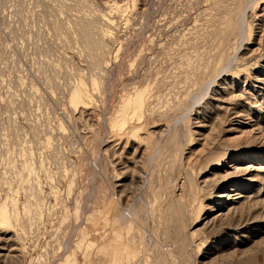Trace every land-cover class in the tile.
Segmentation results:
<instances>
[{
  "label": "rangeland",
  "instance_id": "rangeland-1",
  "mask_svg": "<svg viewBox=\"0 0 264 264\" xmlns=\"http://www.w3.org/2000/svg\"><path fill=\"white\" fill-rule=\"evenodd\" d=\"M263 17L0 0V264H264Z\"/></svg>",
  "mask_w": 264,
  "mask_h": 264
},
{
  "label": "bare ground",
  "instance_id": "bare-ground-1",
  "mask_svg": "<svg viewBox=\"0 0 264 264\" xmlns=\"http://www.w3.org/2000/svg\"><path fill=\"white\" fill-rule=\"evenodd\" d=\"M248 6H249V4H248ZM247 14L248 13H246V11L240 13L241 23L243 21H246V18L248 17ZM232 21H234L235 23L240 22V17H237V19L232 20ZM81 24H80L81 28H79L80 29L79 35H81L83 40L85 39V41H86V43H84V45L86 44L85 49H87V53L89 54V56L88 55L87 56L90 57V59H92V62H91L92 66H94V68H96V69H100L103 65V64H101L102 59L100 58V53L101 52L103 53L105 51V44L97 38L98 34L95 32V31H97V26L95 24H93L92 22H90L89 24L86 22H83ZM232 25L233 24H231V23H229V27L227 25L230 32H231L230 27ZM235 26H236V24H235ZM242 26H243V24H242ZM236 28H238V27L236 26ZM250 37H252V35ZM94 81H97V79H95ZM81 92H83L81 89L78 90L77 92H74V94H75V100L73 101L74 104H78L80 101L81 102L83 101V100H81V94H80ZM124 107H125V109L131 108L128 106L127 103L124 104ZM114 122H115V125H117L114 127H121V128H123L125 126V124L127 123L126 117L122 118V120H115ZM0 221H1L0 224L4 227H7L8 225H10V219L5 214L0 215Z\"/></svg>",
  "mask_w": 264,
  "mask_h": 264
}]
</instances>
